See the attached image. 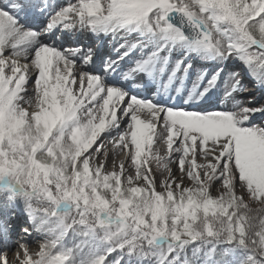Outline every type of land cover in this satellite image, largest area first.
I'll use <instances>...</instances> for the list:
<instances>
[{"label":"snow or ice","instance_id":"snow-or-ice-1","mask_svg":"<svg viewBox=\"0 0 264 264\" xmlns=\"http://www.w3.org/2000/svg\"><path fill=\"white\" fill-rule=\"evenodd\" d=\"M85 32L111 51L67 46ZM13 248L264 264V0H0V264Z\"/></svg>","mask_w":264,"mask_h":264},{"label":"bare ground","instance_id":"bare-ground-1","mask_svg":"<svg viewBox=\"0 0 264 264\" xmlns=\"http://www.w3.org/2000/svg\"><path fill=\"white\" fill-rule=\"evenodd\" d=\"M65 2L66 1H61L60 3L63 4ZM87 34H90V33L89 32L83 33V35H87ZM165 147L166 146L161 147L162 153L165 151ZM119 159L123 160V159H125V157H119ZM173 167H175V166H173ZM41 239L42 238L39 236H35V238H29L28 248H29L30 252L36 253L39 251V242L38 241H40ZM17 252H19V257H17ZM8 256H9V260H10L11 264H20V261L22 259H24L23 251L19 250V249H15V248L9 250Z\"/></svg>","mask_w":264,"mask_h":264},{"label":"rangeland","instance_id":"rangeland-1","mask_svg":"<svg viewBox=\"0 0 264 264\" xmlns=\"http://www.w3.org/2000/svg\"><path fill=\"white\" fill-rule=\"evenodd\" d=\"M52 1H53V3H59L57 1H66V0H52ZM121 157H124V156H121ZM198 163H203V161L198 159ZM108 170H111V166H109V169ZM185 183L188 184L189 182L188 181H185ZM158 190H160V189L158 188ZM253 207H255V206H253Z\"/></svg>","mask_w":264,"mask_h":264},{"label":"trees","instance_id":"trees-1","mask_svg":"<svg viewBox=\"0 0 264 264\" xmlns=\"http://www.w3.org/2000/svg\"><path fill=\"white\" fill-rule=\"evenodd\" d=\"M115 255V254H114Z\"/></svg>","mask_w":264,"mask_h":264}]
</instances>
